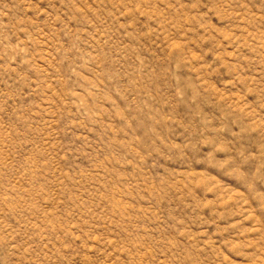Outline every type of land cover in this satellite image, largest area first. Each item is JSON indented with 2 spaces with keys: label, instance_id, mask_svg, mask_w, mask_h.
<instances>
[{
  "label": "rangeland",
  "instance_id": "1",
  "mask_svg": "<svg viewBox=\"0 0 264 264\" xmlns=\"http://www.w3.org/2000/svg\"><path fill=\"white\" fill-rule=\"evenodd\" d=\"M0 264H264V0H0Z\"/></svg>",
  "mask_w": 264,
  "mask_h": 264
}]
</instances>
